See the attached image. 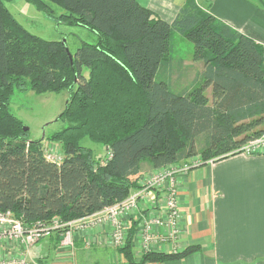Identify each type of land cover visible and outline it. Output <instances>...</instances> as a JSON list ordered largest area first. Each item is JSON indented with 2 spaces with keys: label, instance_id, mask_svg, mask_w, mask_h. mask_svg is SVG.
<instances>
[{
  "label": "trees",
  "instance_id": "trees-1",
  "mask_svg": "<svg viewBox=\"0 0 264 264\" xmlns=\"http://www.w3.org/2000/svg\"><path fill=\"white\" fill-rule=\"evenodd\" d=\"M5 1L0 0V212L11 211L27 226L87 217L142 188L147 171L193 158L200 164L219 160L264 133V47L196 0L185 3L173 21L137 0H27L55 20L96 35L94 43L81 41L74 54L69 50L71 56L63 41L30 32ZM52 4L63 12L55 15ZM174 31L192 41L195 59L204 64L181 90H173L160 72ZM16 90H67L60 115L67 124L29 140V129L11 109ZM84 138L106 147L104 162L95 160ZM44 140L60 145V162L46 158ZM134 233L133 228L119 248L128 264L173 261L198 248L150 251L137 263ZM55 236L61 241V231Z\"/></svg>",
  "mask_w": 264,
  "mask_h": 264
},
{
  "label": "crops",
  "instance_id": "crops-1",
  "mask_svg": "<svg viewBox=\"0 0 264 264\" xmlns=\"http://www.w3.org/2000/svg\"><path fill=\"white\" fill-rule=\"evenodd\" d=\"M153 13L173 21L189 0H137ZM264 1V0H263ZM217 19L264 46V4L257 0H196ZM155 171H147L140 182ZM162 192L151 189L139 208L126 212L128 232L138 239L144 217L164 216ZM180 235L174 242L154 245L153 251L181 252L197 246L184 257L142 264H264V146L252 153H236L203 163L178 176ZM164 232L162 228L155 230ZM109 225L75 232L70 256L55 236L32 246L27 260L41 264H128L110 240ZM89 242V243H88ZM67 251V250H66ZM134 260L141 255L136 242ZM18 244L0 243V260L16 259Z\"/></svg>",
  "mask_w": 264,
  "mask_h": 264
},
{
  "label": "built area",
  "instance_id": "built-area-1",
  "mask_svg": "<svg viewBox=\"0 0 264 264\" xmlns=\"http://www.w3.org/2000/svg\"><path fill=\"white\" fill-rule=\"evenodd\" d=\"M263 146L264 133L246 142L241 148L234 151V154L252 153L254 150ZM44 154L47 159L57 161L55 158L58 155H53V148H44ZM214 161L215 158L208 160L207 163ZM198 165L200 163L195 161L162 168L148 176L144 180L142 188L133 191L129 199L105 207L103 210L87 217L69 222H61L58 219H53L51 222L38 221L31 226H27L21 219L15 217L11 211L0 212V243L14 242L22 250L16 259L0 260V264H41L35 260L29 262L27 258L30 248L42 239L51 237L55 232L61 231V246L65 249H73L75 247V232L105 224L111 228V244L120 248L125 245L128 236L127 226L122 221V216L126 212L138 209L139 204L146 199L151 189L162 192L161 204L166 213L164 216H157L150 219L144 217L139 237L138 239L134 238V242L138 244L140 251L143 253L153 251L154 245L160 243L166 244L172 242L175 247L176 244L174 242L180 235L178 220L179 206L175 198L177 178L180 174L188 173ZM157 228H162L164 232L157 233L155 231Z\"/></svg>",
  "mask_w": 264,
  "mask_h": 264
},
{
  "label": "rangeland",
  "instance_id": "rangeland-1",
  "mask_svg": "<svg viewBox=\"0 0 264 264\" xmlns=\"http://www.w3.org/2000/svg\"><path fill=\"white\" fill-rule=\"evenodd\" d=\"M5 3L14 17L30 32L47 40H65L67 47L73 54L81 44V41L94 43L97 40L96 35L88 29L79 26H70L59 20H55L47 15L48 12L46 10L37 8L35 4L27 0H6ZM51 8L55 15L63 12L57 5L52 4ZM49 14H51V11H49ZM171 43V50L165 56L160 66V72L169 79L173 90H181L189 86L195 80L196 75H199L203 71L204 64L202 60L195 59L194 44L192 41L177 31L173 32ZM208 94L211 97L210 89ZM69 96L70 93L67 90L42 93H36L34 91L21 92L18 90L14 92L11 100V109L24 122L25 127L29 128V140H38L44 136L48 137L54 131L62 129L67 124L65 120H60V115L66 108ZM82 144L94 150L95 160L102 163L107 158L108 153L106 147L101 143L84 138ZM42 145L46 149L53 148V155H58L59 157L55 158L57 161L63 159V152L59 144L49 143L47 140H44ZM195 161L200 162V159H191V162ZM132 194L131 192L123 200L129 199ZM175 198L178 203V178ZM122 221L124 222L123 216ZM125 225L127 226L126 223ZM80 231L83 232V229L77 232ZM69 251H73V249H65V252L70 256L71 252L69 254Z\"/></svg>",
  "mask_w": 264,
  "mask_h": 264
},
{
  "label": "water",
  "instance_id": "water-1",
  "mask_svg": "<svg viewBox=\"0 0 264 264\" xmlns=\"http://www.w3.org/2000/svg\"><path fill=\"white\" fill-rule=\"evenodd\" d=\"M63 43H66V41L65 40H63ZM67 51H68V53H69V55L71 56V54H70V51H69V49L67 48ZM29 128L28 127H24V130L26 131V130H28Z\"/></svg>",
  "mask_w": 264,
  "mask_h": 264
}]
</instances>
